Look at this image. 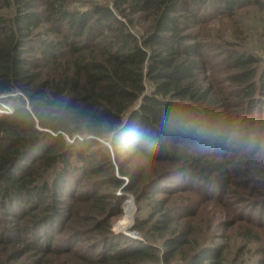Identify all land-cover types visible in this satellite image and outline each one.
Here are the masks:
<instances>
[{
	"label": "trees",
	"instance_id": "trees-1",
	"mask_svg": "<svg viewBox=\"0 0 264 264\" xmlns=\"http://www.w3.org/2000/svg\"><path fill=\"white\" fill-rule=\"evenodd\" d=\"M246 4L264 10V0H115L121 17L100 3L0 0V101L13 106L0 112V264H168L192 245L181 220L198 210L170 198L199 182L220 189L236 175L258 190L252 211L263 206L249 143L263 137L264 65L237 48L212 63L195 31ZM137 153L148 169L131 165ZM126 192L150 201L133 225L141 237L111 228ZM221 253L199 245L182 260L222 264Z\"/></svg>",
	"mask_w": 264,
	"mask_h": 264
},
{
	"label": "rangeland",
	"instance_id": "rangeland-1",
	"mask_svg": "<svg viewBox=\"0 0 264 264\" xmlns=\"http://www.w3.org/2000/svg\"><path fill=\"white\" fill-rule=\"evenodd\" d=\"M95 3L108 5L121 16L118 7L114 5L115 0H70V6L79 9H86ZM207 16L209 17L195 27V31L198 39L206 45V52L216 55V58L211 60L212 63H216L219 59L217 57H220L224 51L229 48H237L256 57L259 67L264 65V10L252 4H246L236 8L231 13L215 12ZM122 19L128 22L126 16H123ZM133 19V23L129 24V28L140 38L144 33V21H139L137 15ZM227 71L226 67L219 66L215 67L214 70L216 80H221L219 85L222 87L228 85L226 80ZM13 102L18 103L17 100ZM256 125L257 130L263 131V137L260 140L259 148L254 146L255 139H252L249 143V148L255 150L261 165L264 166V112L263 122L256 123ZM146 162L144 156L137 153L135 161L131 165L134 167L143 166V168L148 169L146 168ZM236 165L239 166V164ZM253 175L264 179V176ZM199 183V185H190L187 188L189 190L174 192L170 198L173 202L188 204L193 206L192 208L197 206L198 209L194 215L186 216L181 220V223L191 225L193 231L190 235L192 245L186 246L184 252L187 253L192 247L199 245L214 244L220 246L222 264H264V201L263 206L258 208L257 212L252 211L257 210L255 206H249L250 203H253L254 197L259 196L258 190L246 191L244 189L245 182L236 175L229 182H225L220 189L208 183ZM119 191L120 193L123 192ZM128 194L134 197L132 193L126 192L122 212L111 219V228L114 232L132 234L128 230L136 231L133 229L136 215L146 217L150 211V201L148 199L138 203L134 198L133 215L135 217H132V203L130 200L125 208L126 201L130 199ZM122 213L124 215V225L121 231H118L115 223ZM136 232L138 237L142 236L140 232ZM154 242L160 249L162 248L160 240ZM81 243H83L82 239L78 240L73 247V250L78 254L81 253L78 249ZM69 245L70 243L66 244L67 247ZM186 253L178 254L168 264H184L182 256ZM67 255L61 254L60 257H56L52 254L51 257L59 262L63 257L68 259ZM72 256L77 259L73 254Z\"/></svg>",
	"mask_w": 264,
	"mask_h": 264
},
{
	"label": "built area",
	"instance_id": "built-area-1",
	"mask_svg": "<svg viewBox=\"0 0 264 264\" xmlns=\"http://www.w3.org/2000/svg\"><path fill=\"white\" fill-rule=\"evenodd\" d=\"M15 94H21L22 97L24 99H26L25 95L22 94L21 92L17 91L15 92ZM28 104V103H27ZM13 111V106L9 103L6 102H2L0 101V112H4V113H11ZM66 136V135H65ZM67 137V136H66ZM68 138V137H67ZM103 142H105L106 144H108V141L101 139ZM135 233V231H133V234Z\"/></svg>",
	"mask_w": 264,
	"mask_h": 264
},
{
	"label": "bare ground",
	"instance_id": "bare-ground-1",
	"mask_svg": "<svg viewBox=\"0 0 264 264\" xmlns=\"http://www.w3.org/2000/svg\"><path fill=\"white\" fill-rule=\"evenodd\" d=\"M129 200L131 201V203H132V217H133V212H134V200H133V198L132 197H130V199H128L127 201H126V203H125V208H126V205H128L129 204ZM128 207H130V206H128ZM127 207V208H128ZM129 215H131V213H129ZM126 216H127V213H126ZM125 230H128V229H125ZM128 232L130 233H133V231H130V230H128Z\"/></svg>",
	"mask_w": 264,
	"mask_h": 264
},
{
	"label": "water",
	"instance_id": "water-1",
	"mask_svg": "<svg viewBox=\"0 0 264 264\" xmlns=\"http://www.w3.org/2000/svg\"><path fill=\"white\" fill-rule=\"evenodd\" d=\"M128 196H129V197H132V198H133V200H134V197H133L132 195L128 194ZM133 217H135V216L133 215ZM132 234H133V233H132ZM134 235L138 237V233H137V232H135V234H134Z\"/></svg>",
	"mask_w": 264,
	"mask_h": 264
}]
</instances>
